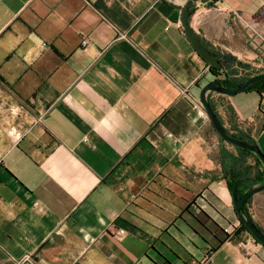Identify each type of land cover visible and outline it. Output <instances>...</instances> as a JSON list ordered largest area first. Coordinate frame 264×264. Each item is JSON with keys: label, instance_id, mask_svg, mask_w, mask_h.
<instances>
[{"label": "crops", "instance_id": "0c3cea01", "mask_svg": "<svg viewBox=\"0 0 264 264\" xmlns=\"http://www.w3.org/2000/svg\"><path fill=\"white\" fill-rule=\"evenodd\" d=\"M184 9L213 54L264 73V0H0V128L8 100L30 119L0 155L11 264H264L221 178V160L244 165L200 103L216 79L186 37ZM242 20L257 31L250 49ZM207 99L225 130L264 154V93ZM242 160L253 169L244 189L264 165ZM245 207L264 231V189Z\"/></svg>", "mask_w": 264, "mask_h": 264}, {"label": "water", "instance_id": "95a60500", "mask_svg": "<svg viewBox=\"0 0 264 264\" xmlns=\"http://www.w3.org/2000/svg\"><path fill=\"white\" fill-rule=\"evenodd\" d=\"M182 25L184 32L186 34V37L188 38L189 42L191 43L192 47L197 52L198 56L205 62L209 64L211 67H219L220 63L216 58V55L211 53L208 49H206L200 41L197 39V37L192 33L190 29V24L188 22V11L187 9L183 10L182 13ZM264 80V73L260 75H256L253 77L248 78L244 83L241 85L234 87V88H227L223 86L218 80H215L207 85H205L200 90V103L203 106L206 114L208 115L209 122L211 123L213 129L218 134V136L223 139L225 142L239 147L241 149H245L247 151L253 152L259 160L264 165V154L260 151L259 147L256 144H249L242 140H239L237 138H234L230 136L224 126L221 124L219 119L216 116V113L214 112L213 108L208 102L207 95L209 92H215L227 96H233L240 92L248 91V87L258 81ZM264 189V182L260 184L259 186L251 188L243 197L238 198V187H234L231 191L232 199H233V205L236 211V214L238 215V218L240 222L247 228L248 232L253 236V238L262 244L264 246V233L260 231L257 226L247 219L242 214V207L246 201L247 198L250 196L262 191Z\"/></svg>", "mask_w": 264, "mask_h": 264}, {"label": "trees", "instance_id": "16d2710c", "mask_svg": "<svg viewBox=\"0 0 264 264\" xmlns=\"http://www.w3.org/2000/svg\"><path fill=\"white\" fill-rule=\"evenodd\" d=\"M190 13H193L194 9H190L189 10ZM200 43L206 48L208 49L211 53H213V51L211 49H209L207 46H205L201 41ZM215 54V53H214ZM216 58L217 60L219 61L220 63V66L219 67H211L209 66V69L211 71V73L216 77L218 75H220L221 73H224V80H221V84L227 88H234V87H237L239 85H241L242 83H244L248 78L250 77H253V76H256V75H260V74H252V73H249L247 72L248 71V68L245 66V65H242L240 62L236 61L235 58H233L232 56H230L229 54H222V55H217L216 54ZM238 69H241L242 71L245 70L243 72V74L239 75L238 73ZM246 72V73H245ZM248 90L250 91H256L258 92L259 94H262L264 93V80H261V81H258V82H255L253 84H251L249 87H248ZM209 102V101H208ZM210 104V103H209ZM212 107V106H211ZM219 119V118H218ZM221 122V121H220ZM226 132L234 137V138H237L239 140H242L246 143H249V144H253L251 141L249 140H245L243 138H241L240 136L238 135H235V134H231L229 133L227 130ZM219 140L222 142V143H227L225 142L223 139H221L219 137ZM229 144V143H227ZM230 146H233L231 144H229ZM234 149L237 151L238 154L241 155V157L239 159H237V161H239L242 165H244L243 169L242 170H239V171H235L234 169V165L230 164V165H227L225 167V165H223V161L221 160V167H222V175H221V178L224 179L226 181V184H227V187L228 189L230 190V192L233 190L234 187H238V193H237V197L238 198H241L243 197L251 188H253V185H256V183L259 185L262 184L264 182V177L262 175H256L255 176V182L254 184L250 185V186H247L245 187L244 189L241 188V184L244 182V181H247V176L251 173V171L253 170L252 169V166L246 164V161L242 160V158L244 157H253L254 160H255V163L257 165H259L262 169V162L259 160V158L253 153V152H250V151H247L245 149H241L239 147H236V146H233ZM231 160H233V158L231 157ZM236 161V162H237ZM251 198V196L249 198L246 199L245 203H247L249 201V199ZM242 214L247 218L249 219L250 221H252L245 205H243L242 207ZM253 222V221H252ZM254 223V222H253ZM255 224V223H254ZM256 225V224H255ZM257 228L262 231V233H264V231L258 226L256 225ZM240 229L241 230H244V231H247V228L240 222ZM249 233V232H248ZM255 240V239H254ZM256 241V240H255ZM257 242V241H256ZM259 243V242H257ZM260 244V243H259Z\"/></svg>", "mask_w": 264, "mask_h": 264}, {"label": "rangeland", "instance_id": "374dc122", "mask_svg": "<svg viewBox=\"0 0 264 264\" xmlns=\"http://www.w3.org/2000/svg\"><path fill=\"white\" fill-rule=\"evenodd\" d=\"M246 23L243 22L241 24L240 30L243 35L242 39L246 40L247 49H250L249 42H252L255 38V34H257V31L255 27L250 24L248 21ZM241 39V40H242ZM264 29L262 26L258 25V58H260V55L264 53ZM263 47V48H262ZM7 120L5 124V130L0 128V155L3 153V151L8 147L13 140L17 138L19 134L22 133V131L26 128V126L29 124V112L25 108H11L10 107V101H7ZM0 264H11L9 260L0 252Z\"/></svg>", "mask_w": 264, "mask_h": 264}, {"label": "built area", "instance_id": "2783aa9c", "mask_svg": "<svg viewBox=\"0 0 264 264\" xmlns=\"http://www.w3.org/2000/svg\"><path fill=\"white\" fill-rule=\"evenodd\" d=\"M239 18H240V17H239ZM240 19H241V18H240ZM242 21H243L244 23L247 24L246 21H244V20H242ZM82 44H83V46H85V45L88 44V41L85 39V40L82 41ZM215 79L218 80L219 82H220L221 80H224V73H221L220 75L216 76ZM220 83H221V82H220ZM116 233H117L118 235H122V234H124V230L118 229V230L116 231Z\"/></svg>", "mask_w": 264, "mask_h": 264}, {"label": "flooded vegetation", "instance_id": "af4514ba", "mask_svg": "<svg viewBox=\"0 0 264 264\" xmlns=\"http://www.w3.org/2000/svg\"><path fill=\"white\" fill-rule=\"evenodd\" d=\"M244 205H246V203H244Z\"/></svg>", "mask_w": 264, "mask_h": 264}]
</instances>
